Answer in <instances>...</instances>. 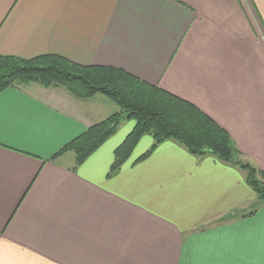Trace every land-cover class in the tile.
Masks as SVG:
<instances>
[{
    "label": "crops",
    "instance_id": "0c3cea01",
    "mask_svg": "<svg viewBox=\"0 0 264 264\" xmlns=\"http://www.w3.org/2000/svg\"><path fill=\"white\" fill-rule=\"evenodd\" d=\"M113 67L194 105L264 172V0H0V56ZM119 109L59 87L0 92V264H264L242 170L144 135L52 158ZM227 216L230 220L223 221Z\"/></svg>",
    "mask_w": 264,
    "mask_h": 264
},
{
    "label": "trees",
    "instance_id": "16d2710c",
    "mask_svg": "<svg viewBox=\"0 0 264 264\" xmlns=\"http://www.w3.org/2000/svg\"><path fill=\"white\" fill-rule=\"evenodd\" d=\"M29 85L45 89L63 88L80 100L102 95L119 109L104 121L89 127L52 160L66 152H73L76 165H80L115 134L119 125L132 121V131L114 151L108 177L128 160L140 138L149 135L153 145L135 163L145 160L157 145L171 140L192 156H212L242 170L249 187L259 200L264 201V172L242 161L230 136L185 100L113 67H84L54 55L26 60L0 56V92ZM231 218L233 216H227L223 221Z\"/></svg>",
    "mask_w": 264,
    "mask_h": 264
},
{
    "label": "rangeland",
    "instance_id": "374dc122",
    "mask_svg": "<svg viewBox=\"0 0 264 264\" xmlns=\"http://www.w3.org/2000/svg\"><path fill=\"white\" fill-rule=\"evenodd\" d=\"M132 122V121H131Z\"/></svg>",
    "mask_w": 264,
    "mask_h": 264
}]
</instances>
